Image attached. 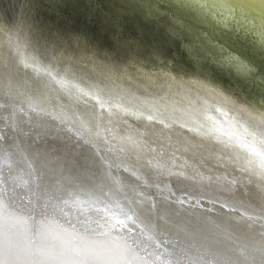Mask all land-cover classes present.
I'll use <instances>...</instances> for the list:
<instances>
[{"label":"bare ground","instance_id":"obj_1","mask_svg":"<svg viewBox=\"0 0 264 264\" xmlns=\"http://www.w3.org/2000/svg\"><path fill=\"white\" fill-rule=\"evenodd\" d=\"M19 1L1 0V3L20 5L24 10L26 3ZM107 1L112 7L114 0ZM116 1L118 10L122 8L126 12L137 7L139 13H145L150 6L146 0H139V3ZM181 1L184 15L185 11L194 10L198 16L213 19L222 37L227 38L231 25L235 24L233 31L242 27L248 33L264 38V3L248 8L236 0ZM239 1L256 3L255 0ZM39 12L45 19L46 16ZM5 22V35L11 37L8 31L16 29L20 34H14L12 39L26 36V41L30 39L25 25L8 21V18ZM165 22L172 29H183L182 24L178 25L179 13L175 20L166 19ZM200 28L206 27L200 23ZM261 41L257 43L263 48ZM106 50L109 53V49H105L103 54L107 57ZM147 51L148 54H144L146 60L154 61L149 55L152 51ZM167 54L165 59H157L154 71H150L152 67L147 70L131 67L135 72L125 68L123 73L135 82L142 81L143 85L154 82L157 85L155 92L162 95L171 89L183 92L181 97L186 98L190 106L200 109L213 106L220 112L223 107L229 112L241 107L251 119L264 125L263 99L252 101L226 92L220 81L213 77L212 82L205 80L208 76L199 71L201 67L185 66L184 70L176 60L166 57ZM84 57L80 56L79 61ZM102 60L109 63L111 59L104 57ZM164 68H169L172 74L166 75ZM215 69L213 76L219 78V68ZM184 71L188 72L190 81L210 84L209 93L199 95L196 92L205 91L203 83L184 82ZM10 81L2 85L4 89L0 91V104L4 101L11 105L5 115H0V121L5 117L7 126L11 127V138L14 135L11 146L15 150L0 142V264H24L13 256L22 254L21 251L32 252L34 264H264V148L257 145L255 138L249 140L229 131L214 130L210 133L219 142L202 140L206 144L200 147L195 139L186 135L172 138L151 111L136 110L131 117L134 120H127L129 115L119 116L122 107L118 105V112L114 113L104 104L91 99L79 102L74 97L62 103L55 100L56 106L47 104L45 108L38 100L28 99L30 96L25 89L15 83L11 85ZM200 99L201 105L198 104ZM202 101L209 105L203 106ZM46 109L56 115L45 117H56L63 122L58 131L64 126L67 132L74 133L77 148L86 150V157L96 158L97 164L104 169L103 177L96 180V174L89 166L84 170L92 180L82 177L81 180H72V177L69 180L66 169L63 179L52 173V165L47 164L45 172L42 167L45 164L38 161L32 170L35 155L27 154L25 148L14 142L18 143L26 135L40 138L41 130L24 124L28 119L24 114L31 111L35 116H44ZM16 115L20 118V132L16 130L19 126ZM23 125L28 127L25 129ZM3 128L6 123H0V136ZM17 131L20 134L16 135ZM86 157L84 160H92ZM14 161L21 164L15 165ZM39 167L42 168L37 170ZM119 169L133 176V181L122 178ZM148 171L154 180H147L144 172ZM33 174L34 180L30 179ZM171 180L180 188L176 189ZM206 185L209 186L207 189L213 187L215 191H210L204 200ZM20 200L25 204L17 205Z\"/></svg>","mask_w":264,"mask_h":264},{"label":"water","instance_id":"obj_2","mask_svg":"<svg viewBox=\"0 0 264 264\" xmlns=\"http://www.w3.org/2000/svg\"><path fill=\"white\" fill-rule=\"evenodd\" d=\"M20 1H24L26 3L25 5L27 9H34L32 13L33 19L36 17L37 19H40L41 16H38V11L43 9H55L53 5L56 6V4L62 7L67 5V8L70 9V14L74 17H77V15L85 13L86 10L84 6H81L80 11H78L75 8L77 6L76 1H79L80 4L86 2L89 6V14L93 12L92 15H97L98 18H101L100 22H96V25H99L97 26L99 28V32L106 36V38L102 41L104 45L102 46L101 55H104L103 51H105V49H109V53L106 50V55L109 59H111L110 62L112 65L117 67L120 72H125L124 70L127 66L128 60L132 58L134 59V57L131 56L129 49H125L124 47L125 40H129V36H127L125 32V28L128 25L130 28H132V32L134 31V34H137V37L140 35H145L144 37L140 36V38H137V40L140 41V45L142 47L152 51V53L149 55H152L151 57L154 59V61H147L146 57L144 59L141 57L140 62H146V64H148V62L152 63L153 66L152 70L150 71H154L156 63H158L156 62L157 59L160 60L162 57L165 59V53L168 52L166 57L176 60L178 64L184 67V70L185 66H190L191 68L201 67L202 69L199 71H202V73H205L208 76V78H205V80L212 82V79L214 78L220 81L223 84L222 86L225 88L226 92H234L243 96V98H249L252 101L254 98L264 100V38L260 35H254L253 32L248 33L242 27L240 30L233 31L232 28L236 26L235 24L231 25V28L227 33V38L222 37L220 32H218L213 19H208L207 16H202L201 14L198 16V13H194V10L190 12L185 11L184 15L183 2L181 0H146L150 2V6H148L149 8L148 10L146 9L145 13L142 12L143 14L139 13V9H137V7L135 10H132V12L122 11V8L118 10L119 3L116 0L112 1V7H110V3L107 0ZM237 1L240 5H246L248 8L260 7V5H262L261 3H264V0H255L256 3L246 2L247 4H243L239 0H236V2ZM135 2L139 3V0H135ZM236 2L232 4L235 5ZM191 7L194 9L195 4ZM35 9L37 11L36 13ZM42 12L43 11H41V14L44 13ZM177 13L180 14V24L178 25L182 24L184 26H182L183 29H172V27L168 26L167 22H165L166 19L175 20ZM55 15L58 16L59 19L62 17L59 16L58 13ZM218 15L221 14L219 13ZM44 16H46L44 19L45 23L41 24L42 28L44 29V34H42L41 37L34 35L35 37L33 36V40L31 42L30 39H28V41L22 43L21 38L19 37L12 39L14 34H20V31H17L16 29H11L8 31L12 35L11 37L4 35L6 41H9V44L12 47L13 52L11 53V56L16 59L11 63L12 66L17 68L15 64V62H17V66H20L21 69L27 68L29 71H33L35 74L40 76L39 79H42L44 83L34 81L33 79L25 76L23 78H18L15 76V72L8 70L3 71V73L9 74L0 75V91L4 89L2 85L7 84L9 80H11V85L15 83L16 86L24 87L26 93L27 91L29 93L30 97H28V99L38 100L40 103L44 104L45 108L47 104L56 106L57 104L55 103V100L58 102H65L71 101L73 97L79 102L81 100L91 99V101L98 104L103 103V101L111 103L112 101L116 102L121 100L126 108L132 107L142 113H144V111L147 112V105L150 106L154 104L153 106L156 107L155 112L158 113L159 116L163 113L170 116H168L169 119H165L167 120V123L169 122L170 127H172V129H168L172 131H176V128H180L182 124L187 126L188 124L195 125V123L197 124V122L199 120L201 121L203 117L210 118L212 116L223 120L225 115L226 118H234L235 122L238 124V129L241 131L243 130L245 135H248L249 132L257 142L260 143L262 141L264 144V138L262 135L260 136L261 133L264 134V125L257 123L254 121V119H251L247 114H245L247 111L243 110L240 106V109L237 108L236 110L229 112L223 109V107L222 109L220 108V112H216L213 106H210V109L215 110V112L210 109H200L185 103L181 97L183 92L180 93L176 89H171L165 95H162L152 91L153 87L150 88L149 86L143 85L145 83L140 80L139 82L132 83L133 86L131 89H127L123 83L119 82V80L117 82L114 80V78L109 77V63L108 66L106 65L105 61H102L101 64H98L97 62L90 59L92 56H88V59H85L84 57L81 61L78 60L73 62L71 61L72 51L67 48H64V50H62L58 56H52L51 53L46 51V46L50 45L53 49V47H59V44L61 43L60 40H56L55 37L49 35L51 31L56 30L51 29L53 25L52 22L57 23V21H51L47 16V13L43 14V17ZM88 23L90 24L89 21ZM200 23L206 28L201 29ZM32 25L33 24L30 26L32 27ZM204 29H207V32H205ZM254 29L255 28H252V30ZM146 37H148L149 40L146 39ZM258 40H262L261 45L263 48H261L260 44L257 43ZM256 45L258 47H255ZM60 46H62V44H60ZM73 46L75 45L73 44ZM259 48L261 49L258 50ZM160 53H163V56ZM27 54H30L31 57H29ZM105 58L107 57L105 56ZM74 59L77 60L78 58H73V60ZM90 60H92V62ZM163 61L164 63L166 62V60ZM89 62H91L92 65L89 64ZM197 62H199V64H197ZM195 64H197V66H195ZM215 67H217V69L219 68V72L217 73L220 76L219 78L217 76V78L213 76L216 74ZM163 72L166 75L172 74L169 68H164ZM183 73L184 82L187 80L190 84H192L191 82H196L195 84L203 83L205 91L194 89L199 95L205 92L206 94L209 93L211 90V86H209L210 84L208 85L200 81H190L189 78H187L188 72L184 71ZM147 76L149 75L147 74ZM121 80L122 78H120V81ZM112 81L116 82L115 86H112ZM224 84L226 86H224ZM205 85L207 86L205 87ZM212 92L215 94V91ZM48 96L50 97V100L47 99ZM200 101L201 99L199 100V105H201ZM202 103L203 106L209 105L206 101H202ZM10 106L11 105L5 104L3 101V103L0 104V115H5V111L10 109ZM262 107L264 108L263 105ZM48 109H46L47 113L45 112L44 116H39L38 114L35 116L31 111H28L26 114H24V116L28 115V119L26 122H24V124L27 123L26 125L30 127L34 125L37 127L35 128L37 131L38 129L41 130L40 134L38 135L40 137L39 139L26 135L24 138L21 137L18 140V143L14 142L16 145L20 146V148H25L24 152L27 154L33 153L35 155L36 159L33 160L34 166L32 165V170H35L38 161L45 164V166H42L45 172L46 165H52V173H56L58 177H62L63 179L66 169L68 171V175H70L68 178L69 180H71V177L73 178L72 180H81V177L85 178V180H92L93 178L86 176L85 173L87 170H84V167L87 168L89 166L88 168L93 169L94 174H96L94 175L97 178L96 180H99L101 177H103L102 173L104 172V169L101 165L97 164L96 158L91 156L86 157V150L81 151L83 148H77L75 145L77 142L74 141V133L67 132L64 126L60 127V130L58 131L59 126L62 125V121H58L56 117L52 116L49 118L45 117L46 115H56L53 112H49ZM109 109H112V112L114 113L116 112V109L113 106L112 108L108 107V110ZM18 118L19 115H16L15 121L19 123V126L16 128V130L20 132V118ZM2 120L4 121H0V123H6V128H3L2 130L0 142L4 147L13 149L12 151H15L11 146L13 145L12 139L14 137V135H12L11 138V127L7 126L5 117H3ZM26 125H23L22 127L26 129L28 127ZM205 125L206 124H204V127L200 128L201 131L194 132L198 133L199 138H203L204 140L208 139L210 142L217 144L219 141L214 140L213 136H211L212 134L205 131V127L207 126ZM243 125L247 127V131L242 128ZM253 129H256V132L260 134L258 135L257 133H254V131H252ZM17 132L15 133L16 135L20 134ZM190 135L195 136L193 133H190ZM198 137L196 136V138ZM9 143L10 146H8ZM51 148H56L60 153L58 155L55 154L54 156L51 155L49 151ZM32 156L33 155H31V157ZM85 157L92 160H84ZM16 162L17 161H14L15 165L21 164L20 162ZM42 167H39L37 170L41 169ZM220 169H222V167ZM49 170L48 174H50ZM119 171L121 172V175H123L122 178L133 181V176H130L128 173L126 174L122 169H119ZM144 173L148 178L147 180H154L151 171ZM42 174L45 173L43 172ZM27 177L30 176L27 175ZM35 178L36 177L33 174L30 179L34 180ZM171 184H174L176 189L180 188L175 185L174 180H171ZM212 184L215 183L212 182ZM190 186L195 188L193 185ZM206 186L207 187L203 190V192L206 194L204 196V200H206L205 197L209 196L210 191H215L213 187L209 190L207 189L209 186ZM108 197L111 198V195ZM201 199L203 200V197H201ZM21 204H25V202L23 203L20 200L19 203H17V205ZM21 252L22 254L15 253L13 255L17 261L25 262L24 264H34V260L31 256L33 255L32 252ZM8 254H10V252H8ZM27 257L30 260H28Z\"/></svg>","mask_w":264,"mask_h":264},{"label":"rangeland","instance_id":"obj_3","mask_svg":"<svg viewBox=\"0 0 264 264\" xmlns=\"http://www.w3.org/2000/svg\"><path fill=\"white\" fill-rule=\"evenodd\" d=\"M40 1H42V0H40ZM76 2H77V6L75 8L78 11H80L81 6H84V8L86 10L85 13H83L81 15L80 14L77 15V17L76 16L74 17L73 15L70 14V9L67 8L68 7L67 5L65 7H62V6H59V5L56 4V6L53 5V7L55 9L52 8V10H48V9L47 10H44V9L41 10V11L44 12V13L42 12L43 14L47 13V16L49 17V19L51 21H54V20L57 21V23L56 22L55 23L52 22V24H53L52 27L53 28L51 27V29H56V30L51 31L52 33H50L49 35L55 37L56 40H60L61 43L60 42L59 43L62 44V46H60V44H59L60 47H53V49H52V47L50 45H47L46 46V51L48 53H51L52 56H58V54L62 50H64V48H67L69 46L67 49H69L70 51L77 52L78 55H80L81 57L86 56L85 59H88V56H92V58H90V57L89 58L92 59L93 61L97 62L98 64H101L102 61H103L102 59H104V57H105L104 55H101L102 54V52H101L102 51V46L104 45V43H102V41L106 38V36L103 33L99 32V28L97 27L99 25H96L97 21H99V22L101 21V18H98L97 15H92L93 12L91 14H89V12H88L89 6L87 5L86 2H83L81 4H80L79 1H76ZM10 5L11 4H9L7 2H6V5H5L4 3H1V0H0V48L2 47L1 50H0V75L9 74V73H3V71H8L9 70V71L15 72V76L18 77V78H23L25 76V77H29V78L33 79L34 81H39L41 83H44L42 79H39L40 76L35 74L33 71H29L27 68L26 69H21L20 66H17V62H15L17 68H14L12 66L11 63L14 62V60H16V59L11 56V53L13 52L12 51V47L10 46L9 41H6V38L4 36L5 34L3 32L4 31L3 28H6V25L4 26V24H6L5 21H6L7 18H8V21L11 20V22L12 21L13 22L17 21V22L25 25L26 35H29V38L30 39L32 38V40H33V36L34 35H36V36L38 35L40 37V36H42V34H44V29L42 28L41 24H44L45 20L42 17H40V19H37V17L33 19L32 18L33 17L32 13H33L34 9H32V8H28V9L25 8L23 10V9H21L20 5H15V6H10ZM60 5H62V4H60ZM21 12H24V13H22L20 15ZM36 12L37 11L35 9V13ZM1 13H3V14H1ZM54 13L55 14L58 13L59 16H62L61 19H59L58 16H56ZM2 16H4V17H2ZM38 16H40V12L38 13ZM88 21L90 22V24L88 23ZM31 24H33L32 25L33 28L30 26ZM11 25L13 26V24H11ZM126 28H125V32H126L127 36H129V40L128 39L125 40V42H124L125 46L124 47H125V49L126 48L129 49L130 54H131V56L134 57V59L132 58L133 60L132 59L128 60L127 66L125 68H127V70H130L131 72L133 71V70H131V67H133L134 69H137V68H140V67H142L143 69H146V70L150 69L152 67L151 65H153L152 63H150L148 65V64H145L146 62L145 63L140 62L141 61L140 58L143 57V59H144L146 57L144 54H148V51L146 50V48H144V47H142L140 45V41H138L137 38H140V36L144 37L145 35L144 36L140 35V36L137 37V34L136 33L134 34V31L132 32V28H130V26L127 25ZM53 37H51V38H53ZM151 38H154V37H151ZM146 39L149 40L148 37H146ZM26 40H27V36L25 38H22L21 42L25 43ZM73 44L75 46H73ZM49 48H51V49H49ZM75 52L71 53V56H72V60L71 61H73V62H76V60L75 59L73 60V58H78L77 60H80V56L76 55L77 53H75ZM65 54H66V52H65ZM27 55L29 57H31L30 54H27ZM138 57H139V59H138ZM92 60H90V61L92 62ZM132 61H133V63H132ZM91 62H89V64L92 65ZM116 62H118V61H116ZM109 64H110V68H109L110 71L108 72L109 77L110 78H114V80L117 81V82L119 80V82L123 83V85L127 89H131L132 86H133L132 83H135V81H133L131 79V76H128L126 73H123L122 71L120 72L119 69L117 67H114L111 62H109ZM106 65L108 66V63H106ZM138 71H140V69ZM133 72H135V71H133ZM191 73H194V72L191 71ZM120 78H122L121 81H120ZM112 82H113L112 86H115L116 82H114V81H112ZM145 86H147V85H145ZM149 87L150 88L153 87L152 91H154V92L157 90V85L154 84V82H150L149 83ZM21 88L25 89L24 87H21ZM48 89H47V91H48ZM27 93H28V91H27ZM182 100L185 103H188V102H186V98L182 97ZM61 103H62V101H61ZM121 103H122V101L119 100V102L118 101H116V102L112 101L111 103L103 101V103H101V104H104L106 108H108V107L112 108V105H115L113 107H115L117 112H118L117 108L119 109L118 106H120L122 108L119 110V112L121 113L119 116H122V118H125L126 117L125 115H127V116L129 115L126 119L127 120L133 119V118H131L133 116L132 113H134V111L136 113V109H134L132 107L126 108V106H124L123 103L121 105ZM148 107H150V108H148ZM148 107H147L148 112L151 111L150 113L152 115L159 117L158 121H160L159 123L163 124V126L165 125L164 128H167V129L171 128L172 129V127H170V125H169V122L166 123V121H167L166 119L167 118L169 119V117H170L169 115H165V113H163L162 115H160L161 116V118H160V116L157 115L158 113L154 112L156 110V107H154L153 105L148 106ZM153 109H154V111H153ZM124 111H127V112H125L123 114ZM203 118L201 119V121L199 120L200 122L198 121L197 124L195 123V125H193V127L190 124L188 126L185 125V124H182L180 128H178V127L176 128L177 129L176 131H174V130L172 131V130L168 129V132L170 134H172L171 135L172 138L174 136V139L179 138V135H186L188 138L195 139L197 141L196 142L197 145L200 146V147H203V144H206V143L204 141H202V140H204L203 138H199V137L196 138V136H199L198 133H196V132L201 131L200 128L204 127V124L207 125V127H205L206 128L205 131L209 132V133L210 132H214V130H223V131H226V132L229 131L230 133L237 134L238 136H241V137L249 139V140L252 139L251 138L252 136H251V134L249 132H248V135H249L248 136V135H245L243 133L244 132L243 130L241 131L240 129H238V127H237L238 124L235 122L234 118H232V117H231L232 118L231 120L230 119H226L225 115H224L223 120H220L218 118L213 119L211 117L210 118L209 117H206V118L203 117ZM204 122H206V123H204ZM210 126H213V127H210ZM242 128H244L245 131H247V127L245 125H243ZM194 131H196V132H194ZM190 132L193 133V135H195V136H191ZM254 133H257V132L255 131ZM257 134L259 135L260 133H257ZM261 135L264 138V134L261 133L260 136ZM211 136H213V134ZM256 143H257V145L259 144L260 146H262L264 148V146H263L264 144H263L262 141L260 143L256 141ZM209 149H212V148H209ZM213 149L216 150L215 147ZM49 151H50L51 155H53V156L55 154L58 155L60 153L56 148H51Z\"/></svg>","mask_w":264,"mask_h":264}]
</instances>
